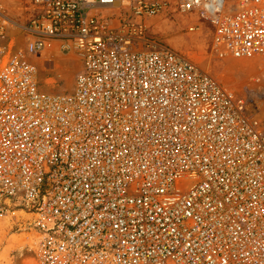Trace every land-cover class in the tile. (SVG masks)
I'll return each mask as SVG.
<instances>
[{
	"label": "built area",
	"instance_id": "built-area-1",
	"mask_svg": "<svg viewBox=\"0 0 264 264\" xmlns=\"http://www.w3.org/2000/svg\"><path fill=\"white\" fill-rule=\"evenodd\" d=\"M27 5L23 24L0 6V214L30 217L35 264H264V0ZM167 13L260 75L157 43ZM66 58L70 89L44 91Z\"/></svg>",
	"mask_w": 264,
	"mask_h": 264
},
{
	"label": "rangeland",
	"instance_id": "rangeland-1",
	"mask_svg": "<svg viewBox=\"0 0 264 264\" xmlns=\"http://www.w3.org/2000/svg\"><path fill=\"white\" fill-rule=\"evenodd\" d=\"M0 6L18 24H23L28 18L29 14H25V9L28 8L27 0H0ZM150 24L152 27L149 31L157 43L184 54L224 83H233L240 87L248 86L252 79L261 73L258 68L252 67L250 62L238 61L242 63L241 66L233 67L235 61L221 58L214 50L213 28L204 20L167 13L154 18ZM191 27L196 30L190 32ZM179 43L181 45L175 47ZM55 61L47 64L48 71L52 73L48 77L57 80L59 70H56L57 61ZM73 65L74 63H71L67 67L72 68L69 77L77 71L76 67H72ZM43 87L44 90L54 89L64 92L70 89V84L67 80L65 82L57 80L55 85ZM28 220L30 217L19 211L16 214L13 212L7 215L0 214V264H35L32 252L33 235L23 232Z\"/></svg>",
	"mask_w": 264,
	"mask_h": 264
},
{
	"label": "bare ground",
	"instance_id": "bare-ground-1",
	"mask_svg": "<svg viewBox=\"0 0 264 264\" xmlns=\"http://www.w3.org/2000/svg\"><path fill=\"white\" fill-rule=\"evenodd\" d=\"M179 45H181L180 43L178 44V45H176L175 47H178ZM56 62V61H55ZM235 62H237V63H235ZM234 62V64H235V66L233 65V64H231V65H233V67H239V66H241V64L242 63H238V61H235ZM239 62H242V61H239ZM58 63V65L60 64V63H62V65H59V74L57 73V75L60 77V78H62V79H66L67 80V82L70 84L71 83V75H70V77H69V72H70V69H72V68H67L68 66H69V64L71 65V63H73V62H70L69 61V59H62V60H60L59 62H57ZM56 63V64H57ZM237 65V66H236ZM55 66H57V65H55ZM73 68H77V66L75 65V63H74V65L72 66ZM57 68V67H56ZM52 69V68H51ZM232 69V68H231ZM57 70V69H56ZM48 71V70H47ZM72 71V70H71ZM68 72V73H67ZM73 75V74H72ZM53 82V80H48L47 81V83H52ZM43 90H44V87H43ZM44 91H49V90H44Z\"/></svg>",
	"mask_w": 264,
	"mask_h": 264
}]
</instances>
